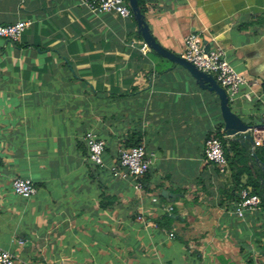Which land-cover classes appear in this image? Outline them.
<instances>
[{
  "label": "crops",
  "instance_id": "0c3cea01",
  "mask_svg": "<svg viewBox=\"0 0 264 264\" xmlns=\"http://www.w3.org/2000/svg\"><path fill=\"white\" fill-rule=\"evenodd\" d=\"M142 7L162 47L180 55L184 37L198 34L256 81L241 87L231 109L257 124L264 0H142ZM19 19L29 24L17 39L0 37V247L13 264L264 261L263 208L233 213L239 159L255 173L263 167L248 157L254 147L224 135L238 147L223 173L202 157L203 139L222 135L213 92L140 48L132 15L90 13L80 0H0V24ZM88 130L103 140L101 166L86 159ZM135 142L151 153L140 190L108 169L118 149ZM14 177L29 178L34 193L14 194Z\"/></svg>",
  "mask_w": 264,
  "mask_h": 264
},
{
  "label": "built area",
  "instance_id": "2783aa9c",
  "mask_svg": "<svg viewBox=\"0 0 264 264\" xmlns=\"http://www.w3.org/2000/svg\"><path fill=\"white\" fill-rule=\"evenodd\" d=\"M80 4L90 13L100 14L112 12L120 17L131 16V11L127 0H80ZM29 24V20L19 19L11 23L0 24V37L15 40L23 29ZM204 41L198 34H188L183 40V50L180 54L182 58L191 62L197 69L211 74L215 81L223 88L229 103L237 97L242 86H254L256 81H247L245 77L237 72L225 59L224 51L218 44H208L206 51H203ZM145 43H141L140 48H145ZM258 126L248 129L252 138V147L264 146V100L259 115ZM224 138V135H221ZM82 140L86 147V159L94 165H103L102 153L104 143L101 138L92 131H85ZM220 138L212 135L207 136L202 141V157L205 161L214 164L223 173L226 169L227 160ZM151 153H147L143 143L119 148L114 162L108 169L113 175L121 178L133 180V187L141 189L138 178L144 174L150 164ZM11 191L20 197H29L35 191V187L29 178L14 177L10 182ZM152 201L155 198H151ZM260 208V197L248 191L246 187H239L237 198L233 204V213L238 217L243 211H254ZM171 206L164 207L165 212H169ZM135 218L144 222L140 213ZM172 233H169L171 237ZM19 243L21 241L19 240ZM14 256L6 249L0 247V264H13ZM202 264V263H199ZM254 264H264L259 260Z\"/></svg>",
  "mask_w": 264,
  "mask_h": 264
},
{
  "label": "water",
  "instance_id": "95a60500",
  "mask_svg": "<svg viewBox=\"0 0 264 264\" xmlns=\"http://www.w3.org/2000/svg\"><path fill=\"white\" fill-rule=\"evenodd\" d=\"M127 3L130 8L131 14L136 21L137 31L142 37L145 45L160 56L185 69V71L194 80L199 88L211 91L216 95L218 100L219 114L222 121L221 134L229 136L233 139H237L240 142L249 140L252 144V138L248 132V129L252 126L258 125L245 122L242 115L231 109L225 91L221 86H219V84L215 81L214 77L211 74L197 69L191 62L185 60L180 55H177L172 51L162 47L157 41H155V39L149 33L147 25L143 20V16L138 8L137 1L127 0ZM207 48L208 43L204 41L203 51H206ZM261 170L264 173V167H261ZM160 195L172 196L173 194L169 193L167 190L162 189L160 191Z\"/></svg>",
  "mask_w": 264,
  "mask_h": 264
},
{
  "label": "trees",
  "instance_id": "16d2710c",
  "mask_svg": "<svg viewBox=\"0 0 264 264\" xmlns=\"http://www.w3.org/2000/svg\"><path fill=\"white\" fill-rule=\"evenodd\" d=\"M137 1V5L138 8L140 10V12H143V7H142V0H136ZM215 136L220 138V141L222 143L223 146V150L225 153V158L227 160L228 164H231L232 162H234L235 159V148L238 147L237 142L234 141H229L228 139H224L221 138V135L216 131ZM214 134H210L208 136H212ZM84 143V142H83ZM225 143H227V145H225ZM138 144L137 142H135L133 145ZM131 146V145H130ZM85 147V144H84ZM229 151L231 153V155L229 154ZM85 155H86V147H85ZM248 156V155H247ZM250 159L254 160L256 159L257 162L264 167V146H256L253 148V154L248 156ZM240 158V157H239ZM239 163H241V169H239L237 171V173L232 174V184L234 185V187L239 188V187H246L248 189L249 192L251 193H255L256 195H258L260 197V206L263 208V212H264V183H259L258 182V177L260 176V178L262 179L264 174L263 172H261V170L258 168L256 170V173L253 171H249L247 168H245L244 163H247V159L245 161V158L242 159V157L239 159ZM244 170L246 171V179L243 182H240L239 179V175L242 174L244 172ZM255 174V176L253 177V175ZM164 218V220L168 219L169 217L167 215H163L162 216Z\"/></svg>",
  "mask_w": 264,
  "mask_h": 264
},
{
  "label": "rangeland",
  "instance_id": "374dc122",
  "mask_svg": "<svg viewBox=\"0 0 264 264\" xmlns=\"http://www.w3.org/2000/svg\"><path fill=\"white\" fill-rule=\"evenodd\" d=\"M230 104V106L232 105L231 103H229ZM232 107V106H231ZM245 152V151H244ZM245 154V153H244ZM243 159V158H242ZM236 194H237V191H236Z\"/></svg>",
  "mask_w": 264,
  "mask_h": 264
}]
</instances>
